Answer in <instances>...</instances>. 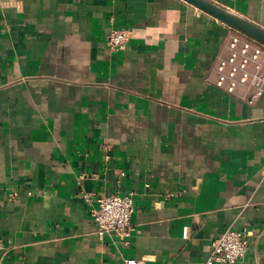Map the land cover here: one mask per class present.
Masks as SVG:
<instances>
[{
  "label": "crops",
  "instance_id": "0c3cea01",
  "mask_svg": "<svg viewBox=\"0 0 264 264\" xmlns=\"http://www.w3.org/2000/svg\"><path fill=\"white\" fill-rule=\"evenodd\" d=\"M211 1L264 28V0ZM230 29L184 0H0V264H205L230 229L264 264V95L212 82ZM84 191L132 195L126 240Z\"/></svg>",
  "mask_w": 264,
  "mask_h": 264
},
{
  "label": "built area",
  "instance_id": "2783aa9c",
  "mask_svg": "<svg viewBox=\"0 0 264 264\" xmlns=\"http://www.w3.org/2000/svg\"><path fill=\"white\" fill-rule=\"evenodd\" d=\"M129 38L127 29L114 28L107 37V45L113 51L124 50ZM212 82L228 94L243 91L249 104H254L264 95V45L231 28L216 58ZM11 196L17 197L18 192L13 191ZM82 197L88 204L96 202L92 216L101 238L113 235L126 240L130 236L135 212L132 195L114 193L96 197L94 192L84 191ZM211 247L212 254L205 264H236L247 255L250 241L245 232L230 229L214 238ZM126 264L138 262L128 259Z\"/></svg>",
  "mask_w": 264,
  "mask_h": 264
},
{
  "label": "water",
  "instance_id": "95a60500",
  "mask_svg": "<svg viewBox=\"0 0 264 264\" xmlns=\"http://www.w3.org/2000/svg\"><path fill=\"white\" fill-rule=\"evenodd\" d=\"M184 1L264 45V28L248 18L211 0Z\"/></svg>",
  "mask_w": 264,
  "mask_h": 264
}]
</instances>
